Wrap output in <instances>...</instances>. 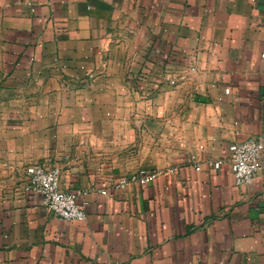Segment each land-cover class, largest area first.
Segmentation results:
<instances>
[{"label": "crops", "instance_id": "1", "mask_svg": "<svg viewBox=\"0 0 264 264\" xmlns=\"http://www.w3.org/2000/svg\"><path fill=\"white\" fill-rule=\"evenodd\" d=\"M263 50L264 0H0V264H264V169L236 186L229 150L264 134Z\"/></svg>", "mask_w": 264, "mask_h": 264}, {"label": "built area", "instance_id": "2", "mask_svg": "<svg viewBox=\"0 0 264 264\" xmlns=\"http://www.w3.org/2000/svg\"><path fill=\"white\" fill-rule=\"evenodd\" d=\"M264 58V50L260 53ZM171 83H174L171 80ZM231 172L236 186H248L254 176L264 169V134L249 138L242 142H237L229 147ZM191 162L195 163V169H199L195 156L190 157ZM221 161L213 163L218 168ZM177 167H171L173 172ZM156 169L138 168L135 171L119 177L113 182L112 187L119 189L131 183L147 184L152 182L159 175ZM60 171L57 167L48 163H33L25 168L26 183L24 189L42 196L44 206L53 215L69 221H82L86 218V213L82 206L76 202L77 194L66 191L59 186ZM101 193H106L101 190ZM264 199V189L261 193Z\"/></svg>", "mask_w": 264, "mask_h": 264}]
</instances>
